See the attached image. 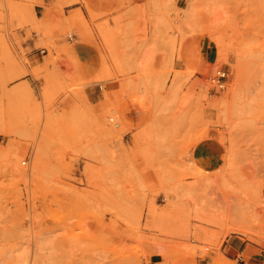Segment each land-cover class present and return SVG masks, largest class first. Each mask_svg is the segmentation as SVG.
I'll return each mask as SVG.
<instances>
[{
  "label": "rangeland",
  "instance_id": "obj_1",
  "mask_svg": "<svg viewBox=\"0 0 264 264\" xmlns=\"http://www.w3.org/2000/svg\"><path fill=\"white\" fill-rule=\"evenodd\" d=\"M0 264H264V0H0Z\"/></svg>",
  "mask_w": 264,
  "mask_h": 264
},
{
  "label": "crops",
  "instance_id": "obj_2",
  "mask_svg": "<svg viewBox=\"0 0 264 264\" xmlns=\"http://www.w3.org/2000/svg\"><path fill=\"white\" fill-rule=\"evenodd\" d=\"M212 149L208 143H201L194 149L192 158L202 167L213 168L216 163L212 156H214Z\"/></svg>",
  "mask_w": 264,
  "mask_h": 264
},
{
  "label": "built area",
  "instance_id": "obj_3",
  "mask_svg": "<svg viewBox=\"0 0 264 264\" xmlns=\"http://www.w3.org/2000/svg\"><path fill=\"white\" fill-rule=\"evenodd\" d=\"M228 79V73L223 68L216 69L210 76L209 82L215 89L223 90L225 88L226 81Z\"/></svg>",
  "mask_w": 264,
  "mask_h": 264
},
{
  "label": "bare ground",
  "instance_id": "obj_4",
  "mask_svg": "<svg viewBox=\"0 0 264 264\" xmlns=\"http://www.w3.org/2000/svg\"><path fill=\"white\" fill-rule=\"evenodd\" d=\"M215 15H216V13H215ZM216 16H217V15H216ZM115 125H119V124L116 123ZM32 250H33V249H32Z\"/></svg>",
  "mask_w": 264,
  "mask_h": 264
}]
</instances>
